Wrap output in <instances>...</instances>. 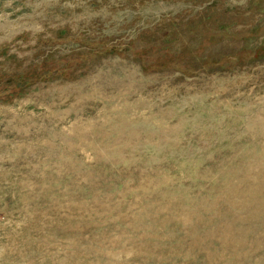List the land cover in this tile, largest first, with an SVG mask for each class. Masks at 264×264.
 Segmentation results:
<instances>
[{"label": "rangeland", "instance_id": "374dc122", "mask_svg": "<svg viewBox=\"0 0 264 264\" xmlns=\"http://www.w3.org/2000/svg\"><path fill=\"white\" fill-rule=\"evenodd\" d=\"M0 264H264V0H0Z\"/></svg>", "mask_w": 264, "mask_h": 264}]
</instances>
